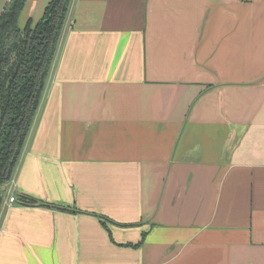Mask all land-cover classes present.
<instances>
[{"label":"crops","instance_id":"0c3cea01","mask_svg":"<svg viewBox=\"0 0 264 264\" xmlns=\"http://www.w3.org/2000/svg\"><path fill=\"white\" fill-rule=\"evenodd\" d=\"M4 191L0 264H264V0H71Z\"/></svg>","mask_w":264,"mask_h":264},{"label":"trees","instance_id":"16d2710c","mask_svg":"<svg viewBox=\"0 0 264 264\" xmlns=\"http://www.w3.org/2000/svg\"><path fill=\"white\" fill-rule=\"evenodd\" d=\"M26 0H10L0 16V186L14 178L52 71L71 0H49L41 17L18 24ZM5 191L0 190V211ZM21 202H39L21 195ZM40 206L77 211L74 208ZM99 219L104 227L103 216ZM107 229V228H106Z\"/></svg>","mask_w":264,"mask_h":264},{"label":"water","instance_id":"95a60500","mask_svg":"<svg viewBox=\"0 0 264 264\" xmlns=\"http://www.w3.org/2000/svg\"><path fill=\"white\" fill-rule=\"evenodd\" d=\"M9 2H10V0H0V16L2 15L4 10L8 6ZM4 189H5V186H0L1 191H3ZM40 204H41L40 202L34 203V205H40Z\"/></svg>","mask_w":264,"mask_h":264},{"label":"built area","instance_id":"2783aa9c","mask_svg":"<svg viewBox=\"0 0 264 264\" xmlns=\"http://www.w3.org/2000/svg\"><path fill=\"white\" fill-rule=\"evenodd\" d=\"M8 200H9V202H13L15 200V198H14V196H10Z\"/></svg>","mask_w":264,"mask_h":264}]
</instances>
